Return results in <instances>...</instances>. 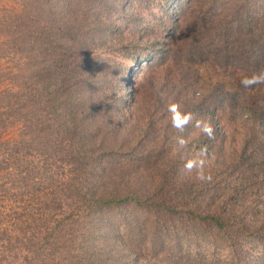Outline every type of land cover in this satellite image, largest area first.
Masks as SVG:
<instances>
[{"label": "trees", "instance_id": "1", "mask_svg": "<svg viewBox=\"0 0 264 264\" xmlns=\"http://www.w3.org/2000/svg\"><path fill=\"white\" fill-rule=\"evenodd\" d=\"M20 2L23 18L17 8L0 14V43L25 58L27 71L19 92L15 81L0 89V264H149L139 256L148 249L182 260L160 241L180 242L181 233L200 243L202 258L216 232L224 236L225 264H264V102L253 108L230 86L192 75L194 60L264 72V0L254 10L248 1L234 16L225 0ZM80 3L84 11L75 12ZM186 3L198 4L193 17L186 18ZM155 9V22L168 21L172 36L155 58L142 57L158 67L139 74V85L152 91L150 113L140 114L133 73L127 82L110 78L114 64L92 54L97 42L112 57L115 45L126 47L108 17L134 23ZM164 102L178 103L193 120L173 128ZM197 120L213 127L214 139ZM15 126L17 137L4 138ZM241 139L236 149L231 141ZM202 150L211 182L183 170ZM139 179L142 187L133 185ZM129 202L153 216L160 240L143 241L142 221L125 230L123 222L137 217Z\"/></svg>", "mask_w": 264, "mask_h": 264}, {"label": "rangeland", "instance_id": "2", "mask_svg": "<svg viewBox=\"0 0 264 264\" xmlns=\"http://www.w3.org/2000/svg\"><path fill=\"white\" fill-rule=\"evenodd\" d=\"M253 5V10L257 6L256 0H225V11L228 12L230 15L234 16L233 12L238 7H244L247 5V3ZM20 0H0V14L1 10H3L5 7L8 8H17L18 9V16L23 18L24 11L21 9ZM97 3V2H93ZM90 3V4H93ZM196 6L198 7V4L193 3L192 6H188L187 3L184 5V9H186L187 14L185 13L186 18L193 17L194 9H196ZM75 12L78 10L80 12H83L85 9L84 3L78 4V6L74 5ZM78 8V10H76ZM141 10H139V13ZM156 14H161L158 10H153L150 13L142 12L139 14L138 19L134 21V23H131L130 19H127L126 17L122 16H110L108 19L112 22H115V28H114V34H116L115 41L120 43L123 41L126 47L123 50H119L117 48V45H115V53L116 57H112L109 54H107L105 51L108 49V45L105 43V46L101 42L96 43V47L93 48V54L92 58H97L99 56L102 58L103 62L114 64L111 66L109 76L110 78H122V82H127L128 77H130L133 73V76L129 79L130 83L135 84L136 86V99L139 102L140 108L143 107V111L139 112L140 114H146L150 113V111L146 110L148 107H151V101L150 96L152 95V91L147 89L145 86H140L139 82V74L143 72L152 73L154 72V68L158 67L156 64H151L148 66L147 61H144L143 58L150 57V54L154 52V58L157 56L159 50L164 48L166 46V43L171 42L169 38H171V32H170V23H168L166 26L164 25L168 21L161 22L160 20L158 22H155L154 17ZM122 16V18H121ZM253 16V15H252ZM254 18V16H253ZM71 19V16H70ZM68 19V20H70ZM159 19V18H157ZM75 20H72L70 22L74 23ZM225 23L228 25V20H225ZM21 24L26 26V21L23 19ZM134 31L133 34L129 32V28ZM152 27L153 30L150 29ZM169 34V35H168ZM4 32H0V42L5 39ZM170 36V37H169ZM176 42H179V39H175ZM112 42V41H108ZM33 43V40H29V44L26 46H30ZM111 44V43H110ZM6 46L1 45L0 43V73L5 74L3 77L4 83H0V89L5 87L6 85L10 84V81L17 84L18 90L16 92H19L21 88L24 86L23 83V76L24 72H27L25 70L21 71L25 62V58H22L20 54H13L11 51L9 53H6L5 49ZM173 50V49H172ZM43 52V49L38 50L37 48V55L39 57V65L42 66L43 62L41 59V53ZM6 53V54H5ZM153 54V53H152ZM24 55V54H23ZM96 55V56H95ZM143 57V58H142ZM98 59V58H97ZM149 59V58H148ZM193 64V72L192 75L196 76L199 75V78L202 79L207 84H212V86L215 85H224L230 86V89L235 92L239 97L242 99V102H245V105H250L253 108L259 109L262 106L264 102V83H259L256 85H253L251 87H245L241 81L244 78L251 77L253 75H256L253 72L250 67L246 68L245 66H238V67H231V66H225V68H222L221 65L218 64H211L207 62L206 64L200 63L199 60H194L192 62ZM244 67V68H243ZM118 68H122V71L118 70ZM148 68L150 71H148ZM128 71V72H126ZM158 71V70H157ZM14 75H10L13 74ZM262 73V72H259ZM258 73V74H259ZM14 79H11V77H14ZM165 81V79L163 78ZM2 81V79H0ZM120 83V81H117ZM199 82V81H198ZM163 95H166L168 92H170L168 86L164 85L163 87ZM150 89H152L150 87ZM168 102H164L161 107H164L162 110L165 111L164 113H168L167 110ZM260 115V114H258ZM168 115H165V117ZM19 127L15 126L12 127L9 131H7L4 134V138L12 139L16 138L18 135ZM242 139L238 141H231V144H233L236 149L242 150ZM156 167V166H154ZM160 169V168H159ZM154 170V168L152 169ZM179 183V182H178ZM133 185L136 186H143L144 182L142 183V179L137 180L133 183ZM130 204V202L128 203ZM127 204V205H128ZM126 205V206H127ZM125 206V207H126ZM131 208H133L137 214L136 219H132L129 223L123 222L124 228H126V231H129V228H133L137 222L142 221L144 225L143 230L140 232V237H143V241H146L148 243L149 240L156 239L160 240L158 236L155 234L156 226L154 224L153 216H150L148 211H145L142 209L141 206H138L136 204L131 203ZM147 235L148 239H146L144 236ZM154 235V236H153ZM163 235V234H162ZM161 235V236H162ZM180 236L182 239L180 242H176L174 239L169 237V240L164 237V239L161 238V242H164L167 246L173 248L174 252L175 249H177L179 252L177 255L180 254L182 257V260H179L178 256L175 260L171 261L168 259L169 253L165 252L163 253L159 258H155L152 254V252L149 251V249L141 254H139L140 258L147 261L149 264H225V243L224 236L216 232L215 239L212 241L208 247L204 249L205 254L202 256V258H199L196 254V249L200 246L199 242H195L191 240L189 242V237L185 233H181ZM194 239V238H193ZM171 240V241H170ZM151 242V241H150ZM195 242V243H194ZM161 244V243H160ZM151 245V244H150ZM158 249L160 252H162V248L160 247L159 243L157 244ZM175 246H179L175 248ZM205 246L201 247L204 248ZM180 250V251H179ZM144 257H143V255ZM155 258V260H154ZM165 261L164 263H161Z\"/></svg>", "mask_w": 264, "mask_h": 264}, {"label": "clouds", "instance_id": "3", "mask_svg": "<svg viewBox=\"0 0 264 264\" xmlns=\"http://www.w3.org/2000/svg\"><path fill=\"white\" fill-rule=\"evenodd\" d=\"M241 83L245 87H251L259 83H264V72L244 78ZM167 110L170 114L171 125L173 128L183 130L193 120L192 115L183 111L181 106L176 102H170L167 106ZM195 127L199 129L204 135H206L210 140L214 139V129L207 121L197 120L195 123ZM177 143L180 147H183L186 144V140L181 137L178 139ZM206 158V150H202L198 155L189 158L184 163V172L189 174L195 172L197 179L201 181L211 182V175H205L204 172Z\"/></svg>", "mask_w": 264, "mask_h": 264}]
</instances>
